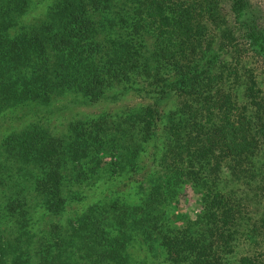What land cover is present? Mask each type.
<instances>
[{
    "label": "trees",
    "instance_id": "trees-1",
    "mask_svg": "<svg viewBox=\"0 0 264 264\" xmlns=\"http://www.w3.org/2000/svg\"><path fill=\"white\" fill-rule=\"evenodd\" d=\"M226 1L0 0V115H41L0 137V264H255L238 245L264 228V101L234 34L264 33ZM129 90L144 103L50 127L59 96ZM131 173L130 195L75 206ZM185 187L200 210L178 226Z\"/></svg>",
    "mask_w": 264,
    "mask_h": 264
},
{
    "label": "rangeland",
    "instance_id": "rangeland-1",
    "mask_svg": "<svg viewBox=\"0 0 264 264\" xmlns=\"http://www.w3.org/2000/svg\"><path fill=\"white\" fill-rule=\"evenodd\" d=\"M41 5L45 4L47 0H39ZM222 8L224 13H228L227 1L222 0ZM244 19L246 24L255 27V30L258 34L264 33V0H247V7L244 13ZM245 29V28H244ZM262 32V33H261ZM247 32H245L244 36H236L239 45L236 46V53L238 54L239 59H241L240 70H242L243 74H251L252 78L257 82V86L260 89V97L262 98V103L264 101V46L263 42H260V38L257 34L253 36L252 39H246L245 37ZM74 97L68 96L62 98V96L57 97L56 100L50 105L53 115H51V120L54 123L51 124V129L53 131L61 130L62 124L65 123L70 118L77 117L80 115H95L101 112H113L121 108L122 106L134 105L137 103H144L145 99L138 97L132 91H127L124 95L120 96L117 99L106 100V101H96L88 104H76L71 102V99ZM68 99V100H67ZM25 110V113L22 114ZM41 116L40 114L33 115L32 111H28L27 108L22 111L16 110L15 113H11L7 111L0 115V137L3 135V132H8L11 129L19 126L21 123H27L32 119ZM260 152L264 154V144L260 146ZM141 171L138 172L140 174ZM132 179L123 180L117 186H113L112 184H104L97 183L95 186L88 187L86 184H82L81 188L83 189L82 193L85 195L81 203H77L78 208L80 205H84L88 203L90 200L96 198L97 195L104 194L110 190H120V192L127 193V187L129 184H133L135 179V175L131 173ZM104 190V192H101ZM101 192V193H100ZM100 193V194H99ZM239 192H236L238 194ZM128 194V193H127ZM130 195V194H128ZM199 194H195L191 191L189 187L183 188L177 196L176 207L172 210L169 207L166 208V216L169 217V220L172 219L176 225L182 226L187 220H192L195 218L196 214L199 213L200 207L198 204ZM258 209H256V216H260L261 213H264V207H262L259 200H257ZM255 206L249 207L251 212H253V208ZM74 208V207H72ZM176 216L178 218H176ZM264 217V216H263ZM252 220H254L252 218ZM264 227V220L259 224ZM259 234L257 236L258 240H254V232L247 233V237L250 239L244 240L242 243L238 245V249L241 251H247L248 254H253L256 259L255 264H264V228H258ZM248 243V244H246ZM141 255V254H140Z\"/></svg>",
    "mask_w": 264,
    "mask_h": 264
}]
</instances>
